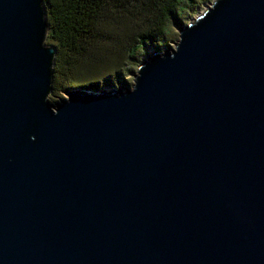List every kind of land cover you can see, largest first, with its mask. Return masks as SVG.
<instances>
[{"label":"water","instance_id":"1","mask_svg":"<svg viewBox=\"0 0 264 264\" xmlns=\"http://www.w3.org/2000/svg\"><path fill=\"white\" fill-rule=\"evenodd\" d=\"M177 30L53 105L44 1L0 0V264H264V0Z\"/></svg>","mask_w":264,"mask_h":264},{"label":"trees","instance_id":"2","mask_svg":"<svg viewBox=\"0 0 264 264\" xmlns=\"http://www.w3.org/2000/svg\"><path fill=\"white\" fill-rule=\"evenodd\" d=\"M47 13L46 45L56 49L53 91H97L123 83L129 65L150 49L160 51L175 32L213 0H43ZM129 44L124 67H116ZM100 74V79L93 78ZM88 77L93 79L86 82ZM58 90V91H59Z\"/></svg>","mask_w":264,"mask_h":264},{"label":"rangeland","instance_id":"3","mask_svg":"<svg viewBox=\"0 0 264 264\" xmlns=\"http://www.w3.org/2000/svg\"><path fill=\"white\" fill-rule=\"evenodd\" d=\"M209 5V4H208ZM207 5L201 7L197 13L193 16H191L190 18H188V20L185 22V25H187L191 20L195 19L197 17L198 14H200L204 8L206 7ZM175 32L177 33L178 35V30L176 29ZM48 40L46 39V42ZM178 41V36L176 38V41H172L171 43L168 44V47L160 50V51H163L167 48H170V49H173L176 42ZM124 49H122V55H123V58L119 61L118 65L116 67H112V66H107L104 71L102 72L101 76H107V75H112L113 72L119 70L120 68H123L124 67V64L126 62V60L124 58H126L128 56V52H129V44L128 45H124L123 46ZM153 49H150L146 52V54H143V55H138L137 56V60L138 61H134L132 62L131 65H129L130 68H123V69H128L130 70V72H125L124 70V75L121 76L122 77V81L123 83H119V84H116L115 87H108V86H105L103 87L102 89L106 90L107 92H110L112 88H114L115 90H124V89H131L132 85H133V81H134V75L136 74L137 72V69L139 67V65H141V63L146 60L149 55H151ZM93 78L96 79H100V74H94L93 75ZM92 77H88L86 82H89L90 80L93 79ZM101 89V90H102ZM59 88H57V91H52V93L50 94V96L48 97V102L51 103V104H55L57 102H60L61 100H66L67 97H66V92L67 91H63V90H59Z\"/></svg>","mask_w":264,"mask_h":264}]
</instances>
